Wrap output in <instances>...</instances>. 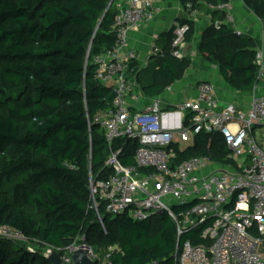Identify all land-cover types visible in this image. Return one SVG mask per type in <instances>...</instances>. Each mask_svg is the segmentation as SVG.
I'll return each instance as SVG.
<instances>
[{
  "label": "trees",
  "instance_id": "trees-1",
  "mask_svg": "<svg viewBox=\"0 0 264 264\" xmlns=\"http://www.w3.org/2000/svg\"><path fill=\"white\" fill-rule=\"evenodd\" d=\"M229 0H193L199 9ZM111 0H0V225L28 242L64 250L81 237L93 248L117 245L97 264H175L177 244H208L201 233L208 225L180 237L167 214L148 220L112 216L105 203L90 206V181L106 179L108 149L104 132L93 123L110 106L113 94L95 79L93 58L115 46L116 2ZM264 18V0H244ZM213 16L219 14L212 12ZM223 20V19H222ZM186 41L193 37L188 26ZM174 30L161 35L157 69L138 81L148 96H158L190 65L172 52ZM200 50L218 61L227 81L252 89L261 80L252 38L229 24L210 26ZM89 59L87 62V56ZM145 81V82H143ZM105 99V100H104ZM91 121V130L89 129ZM124 164L134 162L137 144L122 141ZM221 136L201 133L179 151V160L209 156L232 164ZM190 204L174 206L180 213ZM81 243V242H79ZM0 264H51L15 240H0Z\"/></svg>",
  "mask_w": 264,
  "mask_h": 264
},
{
  "label": "built area",
  "instance_id": "built-area-1",
  "mask_svg": "<svg viewBox=\"0 0 264 264\" xmlns=\"http://www.w3.org/2000/svg\"><path fill=\"white\" fill-rule=\"evenodd\" d=\"M155 2L117 0L115 46L93 58L95 79L113 97L110 106L93 119L105 134V166L111 174L106 179H91L90 206L97 210L104 202L108 214H126L141 221L167 213L176 223L179 237L208 223L201 236L209 243H178L175 264H264V145L255 137V130L264 126V96H253L247 111L234 105L219 109L215 85L200 80L194 98L170 107L160 94L146 103L130 35L154 18L159 11ZM210 8L224 11L226 21L234 22L231 1ZM186 11L194 19L199 15L192 4ZM221 23L216 21L215 26ZM188 29V25L174 27L172 52L177 58L183 57L181 47ZM152 54L159 57L163 51L154 47ZM255 64L257 78L262 80V52H257ZM171 90L172 86L166 88ZM201 133L221 136L233 163L221 164L209 156L179 160L180 145L192 143ZM120 141L137 144L133 163L122 162ZM186 204L189 207L180 213L174 210V206ZM8 231L13 230L0 225L1 233ZM78 246L74 242L66 248V262L70 263ZM93 256L97 258L94 251Z\"/></svg>",
  "mask_w": 264,
  "mask_h": 264
},
{
  "label": "crops",
  "instance_id": "crops-1",
  "mask_svg": "<svg viewBox=\"0 0 264 264\" xmlns=\"http://www.w3.org/2000/svg\"><path fill=\"white\" fill-rule=\"evenodd\" d=\"M193 0H156V12L154 18L146 23L138 31L130 35V41L138 55V66L143 72V77H149V69H157L158 57L152 54L157 39L170 31L174 30L175 25H192L194 27L193 37L186 41L181 47L182 56L191 60L190 65L184 74L168 86H172L171 91H166V87L161 93L165 101L172 107L181 100L194 98L197 94L196 84L200 80H208L215 85L217 106L223 109L229 105H234L239 109L247 111L251 99L255 95L264 96V78L252 89L241 90L230 84L223 75L218 61H212L203 53L201 43L204 40L207 29L216 21L229 24L233 31H241L243 35L249 36L255 43L257 52L264 55V18L258 16L244 0H229L233 4L232 13L234 22L226 21L225 12L207 7V9H198L199 15L194 19L188 16L186 6ZM206 2V0H200ZM218 11L219 14L213 16L212 12ZM223 19V20H222ZM156 58V65L150 67L149 60ZM146 103H149L148 96ZM159 96V95H158ZM156 97V96H155ZM195 141V139H194ZM192 143L180 146L187 148Z\"/></svg>",
  "mask_w": 264,
  "mask_h": 264
},
{
  "label": "water",
  "instance_id": "water-1",
  "mask_svg": "<svg viewBox=\"0 0 264 264\" xmlns=\"http://www.w3.org/2000/svg\"><path fill=\"white\" fill-rule=\"evenodd\" d=\"M114 2L111 0L110 5ZM89 55L87 56V62ZM26 247L31 253H39L43 258L51 262V264H97V259L93 256L92 247L85 241L78 246L72 254L70 263L64 259L66 249L59 250L49 245L33 244L25 240L17 241Z\"/></svg>",
  "mask_w": 264,
  "mask_h": 264
},
{
  "label": "rangeland",
  "instance_id": "rangeland-1",
  "mask_svg": "<svg viewBox=\"0 0 264 264\" xmlns=\"http://www.w3.org/2000/svg\"><path fill=\"white\" fill-rule=\"evenodd\" d=\"M156 60H157L156 58H152L149 60V65L151 68L156 65ZM154 70L155 69H149L148 72L151 73ZM143 82H145V81H143ZM255 137H256L258 142H261L264 145V126L261 127V129L257 128L255 130ZM2 239H9V240H15V241L25 240V238L23 236L16 233L14 230L8 231L7 233H1L0 232V240H2ZM85 241H86V239L84 237H81L79 239V242H81V243L77 242L76 244L81 245ZM0 247H1V245H0ZM92 249H93L97 259H99L101 263H105L109 259V256H108L109 253H111L114 250H117V245H114V246L99 245V246H94Z\"/></svg>",
  "mask_w": 264,
  "mask_h": 264
}]
</instances>
